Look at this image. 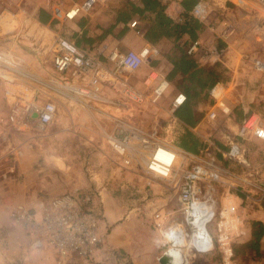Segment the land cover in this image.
<instances>
[{
  "label": "built area",
  "instance_id": "built-area-1",
  "mask_svg": "<svg viewBox=\"0 0 264 264\" xmlns=\"http://www.w3.org/2000/svg\"><path fill=\"white\" fill-rule=\"evenodd\" d=\"M106 1L81 0L66 10L53 7L51 16L55 21H72L78 15L89 14L96 5ZM222 2H231L246 11L264 9V0ZM212 5L217 6L215 2ZM210 13L209 5L198 0L188 15L198 23L205 24ZM181 21L180 17L176 18V22ZM219 24V47H203L195 40L186 47L185 54L204 66L222 65L235 31L228 20H222ZM134 25L135 22H132L128 27L132 29ZM45 52L49 55L52 74L40 76L11 48H0V90L5 109L3 120L9 129L20 135L31 130L44 133L55 120L57 100L82 110H95L118 109L124 103H153L169 96L171 118L163 133L172 140L161 139L160 132L155 128L148 131L128 130L120 125H114L110 131H102L101 140L117 159L119 168L125 171L134 168L137 177L160 182L164 190L174 194V211L166 208L165 204L158 207H152L151 204L148 213H137L140 218L148 220L156 232L161 226L166 231L177 223H183L182 204L191 197L214 206L216 216L212 222L216 232L215 245L222 263L228 264L231 255H226V250L236 239L243 237L239 213L241 205L258 206L264 201V161L249 163L245 159L244 148L247 142L264 141V120L260 115L249 108L242 113L235 131L238 142L226 138L221 150L205 142L206 148L202 147L196 154H189L173 145L174 138L186 131L173 117L174 111L186 101L183 93L174 90L165 77L154 69H148L137 84L129 82L139 68L147 63V59L158 55L156 48L143 46L137 52L128 50L124 53L116 49L106 51L105 45L81 49L60 35H53ZM35 53H38V49ZM239 58L242 62H249L253 72L264 74V58L247 56L245 53L240 54ZM208 97L212 104L207 106L196 126L202 124L210 132L221 116L226 119L231 117L232 110L228 102L232 101L235 107L240 102L235 97L231 100L229 92L219 83L211 87ZM9 154L16 157L15 150ZM220 156L237 166L240 173L223 168L219 164ZM164 171L168 175H164ZM10 172V169L0 170V181L8 180ZM173 214L181 216L182 221H171ZM7 216L28 237L29 250L47 249L59 263L69 258L86 261L103 244V198L97 189L67 191L28 205L10 204ZM185 228L190 231L187 224ZM110 251L114 259L119 261L121 256L114 250ZM163 253H166L165 247ZM189 253L202 255L195 251L186 253L183 258L185 264Z\"/></svg>",
  "mask_w": 264,
  "mask_h": 264
},
{
  "label": "crops",
  "instance_id": "crops-1",
  "mask_svg": "<svg viewBox=\"0 0 264 264\" xmlns=\"http://www.w3.org/2000/svg\"><path fill=\"white\" fill-rule=\"evenodd\" d=\"M80 1L0 0V48H11L29 65L31 70L43 76L52 74L50 60L43 55L44 52L39 53L38 56H34L32 51L35 48H32V45L38 46L39 43L43 42L46 31L48 33L47 37L60 35L81 49H93L105 45L106 51L116 49L120 53H124L128 50L137 52L143 46H151L145 42L142 34L138 30L128 27L130 23L136 21V16H133L130 21H121V17L124 18V13L129 9L128 2L130 0H107L102 5H96L89 14L78 15L72 21H55L52 18L51 9L53 7L66 10L71 4L79 3ZM222 1L217 0L215 2L217 4L218 14L225 17L224 19L229 22L233 20L232 25L235 33L230 39L229 49L225 54L222 65L204 66L201 64V67L210 68L212 66H218L217 69L225 70L224 73L225 76L227 75V78H225V81L218 83L229 92L231 100L235 97L234 99L237 98L240 104L235 107L233 106V102L229 101V107L232 110L231 117L226 119L221 116L215 124L213 131L210 132L203 128L202 124L196 126L205 113L202 109L207 107L202 102L197 101L195 103L194 100H191V103H194L191 111L198 119L193 127H187L178 121L182 128H185L186 131L194 135L201 142L203 148L207 147L205 142H210L219 150L223 148L226 138L235 142L239 141L238 137L235 136V131L241 120L242 113L245 110L255 105L256 111L264 114V102L255 98L257 94L264 95V74L246 70V67L239 58L240 54L247 53L249 50L251 51V49L245 47L246 44L248 45V41L246 42V40L250 39L251 34H242L243 31L241 30L246 31L251 29L250 31L253 32L254 26L252 25H255L256 22H261L258 25H262L264 23V9L256 8L251 11H246L231 2L223 4ZM179 12L180 8L178 5H168L166 13L170 17H176ZM209 18L203 24L204 29L198 34L196 40L203 47H219L221 44L217 39V33L220 27L217 25L216 20L210 21ZM30 27L35 30V33L31 32ZM260 27L257 35L252 36V40H254L252 45L257 46L258 43L264 40V26ZM256 28L258 29V27ZM32 41L33 43H31ZM19 43L22 46L26 45L24 51H18L16 48V45H19ZM172 45L171 40H159L153 46L156 48L158 55L141 66L130 78L129 82L131 84H137L139 78L148 69L153 68L164 77H167L172 69L169 61ZM39 48L43 47L40 45ZM150 63H152L153 68H151ZM167 81L174 90L181 92V75L176 74L171 80ZM234 94L237 97L233 96ZM55 103H58V101ZM251 103L252 105H250ZM260 112L256 113L261 115ZM260 117L262 118V116ZM194 127L196 128L194 129ZM252 142L257 145H264V141ZM212 150L214 151V149ZM245 151V159L249 163L264 161V153L256 157V161L253 158L249 159L247 157L249 156V148L247 149V145L245 146ZM219 161L223 163L226 160L220 156ZM233 168L234 173H240V169L234 164ZM10 171L14 174L10 173L8 174V180L0 181V264H53V261H50L48 253L44 254L41 252L42 250H29L28 237L8 219L7 212L10 204L28 205L44 198L39 197L38 193H36L37 189H33L29 185L28 173H23L17 167L16 169L10 167ZM123 186L119 185V189L121 190ZM100 192L103 198V228L105 232L103 234V244L93 255V259L89 264H158L157 260L162 255L163 248L153 242L157 232L150 227L149 221L140 218L137 213H134L136 209L132 208L128 210L123 208V201L112 195L109 189L105 190V188L101 187ZM155 204L157 206H154ZM155 204L152 205L154 207L164 206L165 202H163L162 198H157ZM172 205L173 207L169 210L174 211L175 203ZM241 207L242 209L239 210V213L240 220L242 221L243 237L236 239L235 243H244L251 239V225L253 222H257L261 225L263 231L259 241V248L264 253L263 245H261L264 239V201L258 206L242 204ZM175 215L177 214L171 216V220L178 222L177 217L174 218ZM109 250L117 252L121 256L120 260L110 259L107 253ZM111 255L114 258L112 253Z\"/></svg>",
  "mask_w": 264,
  "mask_h": 264
},
{
  "label": "rangeland",
  "instance_id": "rangeland-1",
  "mask_svg": "<svg viewBox=\"0 0 264 264\" xmlns=\"http://www.w3.org/2000/svg\"><path fill=\"white\" fill-rule=\"evenodd\" d=\"M202 1L208 4L211 9L209 20H216L217 25L220 27L219 23L226 19L218 14L217 6L212 5L217 0ZM230 22L233 24V20ZM260 23L256 22L255 25H252L254 26L253 32L250 31L251 29L241 30L243 31L242 34H251L250 39L246 40L248 45L246 44L245 47L251 49V51L249 50L250 52L245 53L247 56L264 58V40L258 43L257 46L252 45L254 41L252 36L257 35V31L261 28L260 26H264V23L258 25ZM30 30L35 33L32 27H30ZM46 32L43 42L39 43L38 46L32 45V48H35L32 52L34 56H38L39 51L40 53L44 52L43 55L49 59L45 49L50 43L51 36L47 37L48 33ZM40 45L43 48H39ZM16 46L18 51H24V48H26V45L22 46L20 43ZM37 49L38 53H35ZM251 52L254 54H251ZM243 64L246 70H251L249 62L244 61ZM234 96L236 95L234 94ZM255 98L264 102L263 94H257ZM169 99V96H165L153 103L147 102L142 105L124 103L119 105L118 109L97 108L95 110H82L62 100H57L58 103H55V120L44 133L39 134L31 130L20 135L11 131L4 123L5 109L0 98V170L6 171L10 167L15 169L17 167L23 173H28L29 185L33 189H37L36 193H38L39 197H44L42 200L67 191L78 192L87 189L100 191L101 187H103L105 190L109 189L112 195L123 201V208L128 210L137 209L134 210V213L142 211L148 213L153 207V205L151 207V204H155L157 198H162L166 208L170 209L173 207L174 194L172 191L164 190L159 185L160 182L155 180L153 182L146 181L144 178L137 177V170L134 168L129 171L119 168L117 159L101 140V132L110 131L114 125H120L123 129L141 131L155 128L160 132L161 139L164 141L172 140L168 134L165 135L163 133V129H165L168 120L171 118L168 108ZM206 109L207 107L203 108L202 111H206ZM250 109L255 113L260 112L256 111L255 105L250 107ZM260 116L264 118V114L261 113ZM252 143H245L244 148L247 145V149L249 148V156L247 157L257 161L256 157L264 153V145ZM12 150H15V158L9 154ZM224 163L226 161L223 163L219 161L223 168L233 172V165L227 164V166H223L222 164ZM119 185H124L121 190ZM154 206L157 205L155 204ZM175 217H177L178 222L182 221L181 216L178 214ZM209 231L215 243L216 232L213 222L209 225ZM261 245H263L264 250V239ZM161 248L164 249V247ZM41 252L44 254L48 253L53 264H89L93 259L92 257L86 261H80L75 258H69L59 263L49 250L43 249ZM110 252V250L107 251L109 258L114 260ZM203 256L189 253L187 264H210L208 259H203ZM220 264H223L222 261H220ZM228 264L234 263L230 261ZM235 264L247 263L238 261ZM258 264H264L263 257Z\"/></svg>",
  "mask_w": 264,
  "mask_h": 264
},
{
  "label": "trees",
  "instance_id": "trees-1",
  "mask_svg": "<svg viewBox=\"0 0 264 264\" xmlns=\"http://www.w3.org/2000/svg\"><path fill=\"white\" fill-rule=\"evenodd\" d=\"M198 0H130L128 10L121 17V21H130L133 16L137 19L133 29L138 30L146 43L154 46L159 40H171L172 48L169 61L172 65L166 80H171L176 74L181 75L180 89L186 98L185 103L174 111L173 117L187 127H193L197 118L193 115L191 108L194 100L206 104H212L208 97V91L215 83L225 81V70L217 69L218 66L203 68L196 59L185 54L186 47L196 40L198 34L204 29V25L193 20L188 12ZM170 4H176L180 12L176 17H170L166 11ZM180 17L182 21L176 22ZM220 46V45H219ZM151 68H153L152 63ZM154 69V68H153ZM173 145L189 154H196L203 147L201 142L188 131L177 136L173 140ZM232 164L229 161L222 164L227 166ZM251 239L244 243L232 244L231 263L241 261L247 264H258L264 258V253L259 248V241L263 234L261 225L253 222L251 225ZM208 259L210 264H220L219 252L214 248L213 251L203 256Z\"/></svg>",
  "mask_w": 264,
  "mask_h": 264
},
{
  "label": "clouds",
  "instance_id": "clouds-1",
  "mask_svg": "<svg viewBox=\"0 0 264 264\" xmlns=\"http://www.w3.org/2000/svg\"><path fill=\"white\" fill-rule=\"evenodd\" d=\"M164 175H168L164 171ZM184 222L169 227L166 231L163 227L157 230L154 243L166 248V255L171 258L172 264H184V255L195 251L202 255L214 250L215 243L209 231V225L216 216L214 206L207 201L191 197L182 204ZM232 211H235L233 209ZM187 224L190 231L185 228ZM226 255H231V250H226Z\"/></svg>",
  "mask_w": 264,
  "mask_h": 264
},
{
  "label": "water",
  "instance_id": "water-1",
  "mask_svg": "<svg viewBox=\"0 0 264 264\" xmlns=\"http://www.w3.org/2000/svg\"><path fill=\"white\" fill-rule=\"evenodd\" d=\"M151 58L147 59V62L150 61ZM33 118L35 117L34 115L32 116ZM171 261V258L166 255V253H163L157 260L158 264H169V262Z\"/></svg>",
  "mask_w": 264,
  "mask_h": 264
},
{
  "label": "bare ground",
  "instance_id": "bare-ground-1",
  "mask_svg": "<svg viewBox=\"0 0 264 264\" xmlns=\"http://www.w3.org/2000/svg\"><path fill=\"white\" fill-rule=\"evenodd\" d=\"M111 113H112V112H111ZM170 262H171V264H172V261H170ZM170 262H169V263H170Z\"/></svg>",
  "mask_w": 264,
  "mask_h": 264
}]
</instances>
